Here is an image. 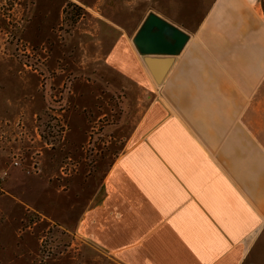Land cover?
<instances>
[{
	"label": "crops",
	"instance_id": "0c3cea01",
	"mask_svg": "<svg viewBox=\"0 0 264 264\" xmlns=\"http://www.w3.org/2000/svg\"><path fill=\"white\" fill-rule=\"evenodd\" d=\"M262 4L141 0L112 20L125 28L106 61L139 94L127 147L77 220L92 248L120 264H264ZM150 13L187 41L149 67L133 40ZM141 44L174 39L153 26Z\"/></svg>",
	"mask_w": 264,
	"mask_h": 264
},
{
	"label": "rangeland",
	"instance_id": "374dc122",
	"mask_svg": "<svg viewBox=\"0 0 264 264\" xmlns=\"http://www.w3.org/2000/svg\"><path fill=\"white\" fill-rule=\"evenodd\" d=\"M108 1L0 0V264H120L76 231L127 147L139 94L105 52L121 35L112 20L141 0Z\"/></svg>",
	"mask_w": 264,
	"mask_h": 264
},
{
	"label": "water",
	"instance_id": "95a60500",
	"mask_svg": "<svg viewBox=\"0 0 264 264\" xmlns=\"http://www.w3.org/2000/svg\"><path fill=\"white\" fill-rule=\"evenodd\" d=\"M153 26L159 28V32L163 34L172 35L174 39V45H150L149 47L142 46L141 40L144 34H147ZM187 41V36L182 33L179 29L165 23L163 20L158 18L154 14H149L146 21L143 23L139 32L135 36L133 40V44L136 47L139 54L143 56L142 61L147 66H153L151 64L154 63V66L158 64L161 60V57H158L156 60L152 61L148 55H177L180 50L183 48L185 42Z\"/></svg>",
	"mask_w": 264,
	"mask_h": 264
},
{
	"label": "trees",
	"instance_id": "16d2710c",
	"mask_svg": "<svg viewBox=\"0 0 264 264\" xmlns=\"http://www.w3.org/2000/svg\"><path fill=\"white\" fill-rule=\"evenodd\" d=\"M70 6L75 7V5H68L67 7H70ZM75 8H77V10H79V11L70 14L69 21H71V23H74L80 17V11H81V9L78 8V7H75Z\"/></svg>",
	"mask_w": 264,
	"mask_h": 264
},
{
	"label": "built area",
	"instance_id": "2783aa9c",
	"mask_svg": "<svg viewBox=\"0 0 264 264\" xmlns=\"http://www.w3.org/2000/svg\"><path fill=\"white\" fill-rule=\"evenodd\" d=\"M0 186H1V177H0ZM0 191H1V189H0Z\"/></svg>",
	"mask_w": 264,
	"mask_h": 264
}]
</instances>
